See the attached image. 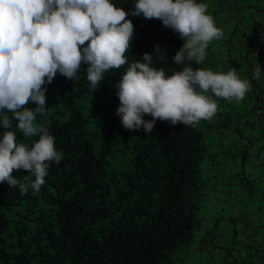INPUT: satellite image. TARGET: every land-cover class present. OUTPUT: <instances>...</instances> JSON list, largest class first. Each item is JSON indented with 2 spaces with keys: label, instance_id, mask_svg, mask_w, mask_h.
Masks as SVG:
<instances>
[{
  "label": "trees",
  "instance_id": "1",
  "mask_svg": "<svg viewBox=\"0 0 264 264\" xmlns=\"http://www.w3.org/2000/svg\"><path fill=\"white\" fill-rule=\"evenodd\" d=\"M221 1L234 11L240 7L239 0ZM135 2L112 0L129 13ZM127 18L134 25L129 64L148 53L153 55L152 66L164 68L166 74L182 70L173 61L183 45L177 33L157 19ZM248 29L239 37L247 49L240 39ZM156 45L164 50L160 63ZM258 62H264V48ZM191 66L209 69L194 62ZM87 67L82 63L71 80L58 72L45 85L47 112L36 123L55 137L62 159L50 163L40 191L29 188L21 195L18 187L0 184V264H173L199 228L201 164L210 156L203 129L209 120L194 126L158 120L148 135L143 128L126 130L116 114L120 102L115 86L128 65L105 73L95 92L86 79ZM251 68L249 50L252 105L247 111L255 115L264 74L258 83ZM229 120L237 129V121ZM16 123L8 130L16 133L18 143L32 145L38 137H24ZM252 139L249 135L246 140ZM13 176L26 184L35 179L23 170Z\"/></svg>",
  "mask_w": 264,
  "mask_h": 264
},
{
  "label": "clouds",
  "instance_id": "2",
  "mask_svg": "<svg viewBox=\"0 0 264 264\" xmlns=\"http://www.w3.org/2000/svg\"><path fill=\"white\" fill-rule=\"evenodd\" d=\"M129 15L160 20L179 35L183 45L173 61L182 70L168 75L152 66L148 53L129 64L134 35ZM222 36L207 5L197 0H136L131 13L112 0H0V124L5 129L0 133V184L18 187L21 195L29 188L39 192L50 163H60L55 137L36 121L47 112L46 83L58 72L73 79L82 63L88 65L92 92L105 73L128 65L115 86L120 102L116 114L126 130L143 128L148 135L158 120L194 126L214 117L217 100L239 103L251 85L235 68L218 72L191 66L203 64L209 43ZM155 56L157 63L165 59L159 45ZM260 76L258 64L253 79ZM145 115L152 120L146 121ZM13 121L24 137L38 139L32 145L18 143L16 133L8 130ZM20 170L32 174L34 181L26 184L14 177Z\"/></svg>",
  "mask_w": 264,
  "mask_h": 264
},
{
  "label": "crops",
  "instance_id": "3",
  "mask_svg": "<svg viewBox=\"0 0 264 264\" xmlns=\"http://www.w3.org/2000/svg\"><path fill=\"white\" fill-rule=\"evenodd\" d=\"M199 1L206 2L208 14L213 16L216 26L220 25L218 13L222 1ZM239 5V9L244 8L249 14L255 12L257 15L253 23L246 25L244 30L254 26L264 27V5L257 7L253 0H239ZM239 9L233 10L232 15L236 25H240V18H243ZM223 20L230 23L227 17ZM230 25L234 34L236 27L231 23ZM240 34L241 32L236 34L237 43H240ZM228 41L229 39L211 41L206 49L203 64L210 70L218 72H227L235 68L237 75L248 80L249 49L245 50L239 44L241 47L239 50L236 49L234 56H231L229 43L224 45ZM214 46L216 53L212 51ZM219 51L225 55L223 60L217 63ZM213 58H216V62L212 60ZM218 65L219 68L216 69ZM217 103L216 114L203 129L205 140L210 144V156L201 164L203 179L201 186L202 191H205L204 195L212 202L218 198L215 195L220 193L223 198L222 204L218 208L214 206L210 211L206 227L204 221L200 220L191 243L176 253L173 264H255L264 258V139L259 134L260 127L254 113L247 111L252 105L248 93L239 103L223 99L217 100ZM229 119L237 121L239 133L229 124ZM201 126L204 128V125ZM249 135H253L251 141L246 140ZM262 153L263 156L260 157ZM254 155L259 156L257 161L253 159ZM222 156L226 157V160ZM229 156L239 157L236 160L238 169H231L233 162L228 160ZM246 160H251L252 166H246ZM254 187L256 192L252 191ZM246 188L249 191H246ZM225 236L231 240H225Z\"/></svg>",
  "mask_w": 264,
  "mask_h": 264
},
{
  "label": "rangeland",
  "instance_id": "4",
  "mask_svg": "<svg viewBox=\"0 0 264 264\" xmlns=\"http://www.w3.org/2000/svg\"><path fill=\"white\" fill-rule=\"evenodd\" d=\"M263 3H264V0H253V4L255 6H257V7H262L264 5ZM204 4H206V2H204ZM223 4H222V6H219L220 11H219L218 15H219V24L220 25L217 24V26H219L218 28H220L222 30V33H223V36H222V38L220 40L221 41H225V40L229 39V41L226 42L224 45H226L227 43H229V45H230L229 51L231 52L230 54H231V56H234L233 54H235L236 49L239 50V48L241 47L239 45V43H237L238 37L236 36V34L239 33V32H242L244 30V28H245L246 25L253 23V21L256 19L257 15L255 14V12L249 14L247 11H245L244 8H241L238 11L241 12V15H243V18H240L241 24L240 25H236V24H234V21L235 20L232 17V15L234 14L233 13V10L230 9V8H228L225 4L223 6ZM226 17L229 18V22L233 26L236 27V29H235L236 32L234 34H232V32H231V29L232 28L230 27L231 26L230 23H228L225 20H223ZM221 20H223V21L221 22ZM235 37L237 39H235ZM244 49L246 50L247 48L244 47ZM212 51H214L215 53L217 52L216 46L212 47ZM218 55H219V58L217 59V61H218L217 63H219V61L221 59L223 60V56L225 55V53L219 51V54ZM212 60L214 62H216V58H213ZM218 68H219V65H218V67L216 69H218ZM262 156H263V153L260 154V157H262ZM223 158L226 160V157H223ZM233 159H235V161ZM237 159H239L238 156H229L228 160L229 161L231 160V162H233V164H231V169H238L239 168V165L236 163V160ZM253 159H254V161H257L259 159V156L254 155ZM220 161H222V158H221ZM245 165L246 166H249V167L252 166L251 160H246ZM236 171H238V170H236ZM201 173H202V171H201ZM255 187H257V186H255ZM255 187L252 189V191H255L256 192ZM246 191H249L248 188H246ZM202 192H203V195H202V200H201V206H200V209H199V212H198V217H199V219L201 221H204V224H205V227H206L207 226V222L209 220L210 211L213 210V207L214 206H216V208L220 207L221 204H222L221 203L222 202L221 200L223 198H221L222 195L220 193H217L215 196H217L218 198L215 199L214 202H212L211 200H208V198H207L206 195H204V192L205 191H202ZM233 196H234V194H233ZM234 197H236V196H234ZM202 228H204V227L202 226ZM218 230L220 231L219 227H218ZM224 234H225V232H223V235ZM224 239L225 240H228V241L231 240L227 236H225ZM224 245H227V243H224ZM219 262L220 263H223L221 261H219Z\"/></svg>",
  "mask_w": 264,
  "mask_h": 264
},
{
  "label": "built area",
  "instance_id": "5",
  "mask_svg": "<svg viewBox=\"0 0 264 264\" xmlns=\"http://www.w3.org/2000/svg\"><path fill=\"white\" fill-rule=\"evenodd\" d=\"M228 3H233L234 0H225ZM241 43L244 46L249 47L251 58H252V70L256 65H260L261 67V76L256 82L260 83L262 76L264 74V62H258L261 58V52L264 48V29L262 28H252L248 29L246 33L241 37ZM257 97L259 98L258 101L260 102L259 106L255 108L254 112L258 118L259 125L262 131V135L264 138V92L258 91ZM255 264H264V258L260 261L256 262Z\"/></svg>",
  "mask_w": 264,
  "mask_h": 264
}]
</instances>
